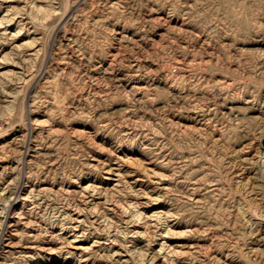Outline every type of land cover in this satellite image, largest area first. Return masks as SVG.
Returning a JSON list of instances; mask_svg holds the SVG:
<instances>
[{"label":"rangeland","instance_id":"1","mask_svg":"<svg viewBox=\"0 0 264 264\" xmlns=\"http://www.w3.org/2000/svg\"><path fill=\"white\" fill-rule=\"evenodd\" d=\"M0 264H264V0H0Z\"/></svg>","mask_w":264,"mask_h":264}]
</instances>
